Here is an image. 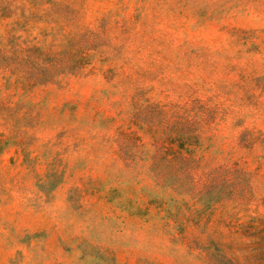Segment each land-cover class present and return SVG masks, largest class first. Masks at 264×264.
Instances as JSON below:
<instances>
[{
    "label": "rangeland",
    "instance_id": "1",
    "mask_svg": "<svg viewBox=\"0 0 264 264\" xmlns=\"http://www.w3.org/2000/svg\"><path fill=\"white\" fill-rule=\"evenodd\" d=\"M0 264H264V0H0Z\"/></svg>",
    "mask_w": 264,
    "mask_h": 264
}]
</instances>
